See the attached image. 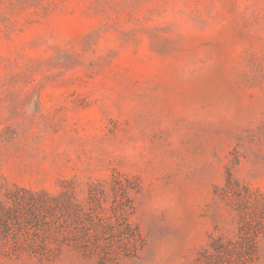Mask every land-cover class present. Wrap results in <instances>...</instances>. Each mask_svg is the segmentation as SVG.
Here are the masks:
<instances>
[{"label": "rangeland", "instance_id": "374dc122", "mask_svg": "<svg viewBox=\"0 0 264 264\" xmlns=\"http://www.w3.org/2000/svg\"><path fill=\"white\" fill-rule=\"evenodd\" d=\"M241 233L264 264V0H0V264Z\"/></svg>", "mask_w": 264, "mask_h": 264}, {"label": "trees", "instance_id": "16d2710c", "mask_svg": "<svg viewBox=\"0 0 264 264\" xmlns=\"http://www.w3.org/2000/svg\"><path fill=\"white\" fill-rule=\"evenodd\" d=\"M237 242L226 243L222 239L213 240V254L208 257L211 264H248L256 252V238L240 236Z\"/></svg>", "mask_w": 264, "mask_h": 264}]
</instances>
